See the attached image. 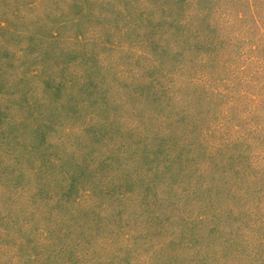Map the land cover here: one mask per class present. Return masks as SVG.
Returning a JSON list of instances; mask_svg holds the SVG:
<instances>
[{"label": "rangeland", "instance_id": "obj_1", "mask_svg": "<svg viewBox=\"0 0 264 264\" xmlns=\"http://www.w3.org/2000/svg\"><path fill=\"white\" fill-rule=\"evenodd\" d=\"M0 264H264V0H0Z\"/></svg>", "mask_w": 264, "mask_h": 264}]
</instances>
